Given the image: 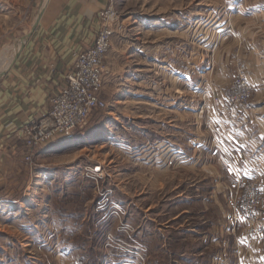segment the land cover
<instances>
[{
  "label": "rangeland",
  "instance_id": "rangeland-1",
  "mask_svg": "<svg viewBox=\"0 0 264 264\" xmlns=\"http://www.w3.org/2000/svg\"><path fill=\"white\" fill-rule=\"evenodd\" d=\"M45 2L0 0V72ZM109 5L116 20L103 62L105 109L3 176L0 264H224L235 255L219 248L230 246V230L264 246L249 232L264 224V203L249 224L240 201L244 185H262L230 164L224 137L242 110L264 106V0ZM240 85L244 102L236 99ZM161 86L163 102L178 96L183 104L178 173L176 159H166L171 146L160 141L161 120L175 115L156 108ZM204 231L219 244L202 239Z\"/></svg>",
  "mask_w": 264,
  "mask_h": 264
},
{
  "label": "crops",
  "instance_id": "crops-1",
  "mask_svg": "<svg viewBox=\"0 0 264 264\" xmlns=\"http://www.w3.org/2000/svg\"><path fill=\"white\" fill-rule=\"evenodd\" d=\"M109 3L110 0H46L37 22L16 41L10 62L0 72V186L3 183V176L24 159L21 129L48 112L49 99L63 86L65 76L74 62V55L92 46L99 29L97 15L109 6ZM158 73L162 80L165 72ZM148 85L152 90L157 87L151 81L147 83ZM167 92L168 89L161 86L160 101H157L156 108L167 111L173 109L175 115L172 113L171 119L166 122L161 120L160 141L171 146V152L165 153L166 159L170 157L176 159L175 168L178 173L182 164L179 159L183 157L184 118L179 113L183 104L179 102L178 96L176 101L169 102L167 99L163 102ZM263 108L264 106L242 110L244 115L241 122H236V128L224 136L232 150L230 156L233 159L230 164L233 163L238 171L239 163L241 168H247L248 174H256L262 188H264V113L259 117H254L252 113ZM231 121L234 122L232 119ZM149 123L150 134L153 135V130L158 124L151 119ZM154 139L157 137L151 141ZM226 150L224 149L227 153ZM205 200H207L205 197L204 200L200 198L199 202ZM209 229H207L209 232H214ZM233 232L227 231V235L224 236L230 240V246L228 244L227 247L226 243L225 247L223 243L219 247L225 248V253L230 250V253L236 255L231 257L230 261L226 257L224 264H264V246L259 243L249 244L243 231L237 232L235 237L232 236ZM211 234L204 231L200 236L204 240L213 237L216 246L219 243L214 240L215 234ZM231 239H234V246ZM213 253L212 260L217 255L215 251ZM246 254H251L252 257L248 258Z\"/></svg>",
  "mask_w": 264,
  "mask_h": 264
},
{
  "label": "built area",
  "instance_id": "built-area-1",
  "mask_svg": "<svg viewBox=\"0 0 264 264\" xmlns=\"http://www.w3.org/2000/svg\"><path fill=\"white\" fill-rule=\"evenodd\" d=\"M97 19L99 29L92 46L74 55V62L65 76L63 86L49 99L48 112L21 129L24 160L30 161L36 149L68 137L84 125L91 114L105 109V102L101 98L103 61L111 46L116 13L109 5L98 13ZM236 99L246 101L247 88L244 85L238 87ZM91 172L99 174L101 168L94 166ZM240 195L245 222L260 223L258 228L249 230L250 234L257 240H264V224L255 222L260 214L259 207L264 203L261 187L254 182L247 183Z\"/></svg>",
  "mask_w": 264,
  "mask_h": 264
},
{
  "label": "water",
  "instance_id": "water-1",
  "mask_svg": "<svg viewBox=\"0 0 264 264\" xmlns=\"http://www.w3.org/2000/svg\"><path fill=\"white\" fill-rule=\"evenodd\" d=\"M37 22V19L35 20L34 24ZM34 26V25H33Z\"/></svg>",
  "mask_w": 264,
  "mask_h": 264
}]
</instances>
